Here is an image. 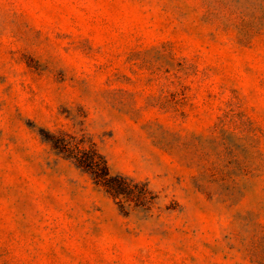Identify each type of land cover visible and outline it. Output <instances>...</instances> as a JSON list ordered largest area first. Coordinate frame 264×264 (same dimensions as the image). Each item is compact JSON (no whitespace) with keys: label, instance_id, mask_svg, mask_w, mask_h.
I'll return each mask as SVG.
<instances>
[{"label":"rangeland","instance_id":"374dc122","mask_svg":"<svg viewBox=\"0 0 264 264\" xmlns=\"http://www.w3.org/2000/svg\"><path fill=\"white\" fill-rule=\"evenodd\" d=\"M0 264H264V0H0Z\"/></svg>","mask_w":264,"mask_h":264},{"label":"trees","instance_id":"16d2710c","mask_svg":"<svg viewBox=\"0 0 264 264\" xmlns=\"http://www.w3.org/2000/svg\"><path fill=\"white\" fill-rule=\"evenodd\" d=\"M54 147L77 168L88 173L97 185L106 189L113 197L118 198L130 190V185L121 176H112L104 156L99 154L94 145H89L85 139L67 140L58 138Z\"/></svg>","mask_w":264,"mask_h":264}]
</instances>
